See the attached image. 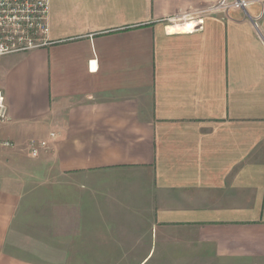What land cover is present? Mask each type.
Returning <instances> with one entry per match:
<instances>
[{"label":"crops","instance_id":"1","mask_svg":"<svg viewBox=\"0 0 264 264\" xmlns=\"http://www.w3.org/2000/svg\"><path fill=\"white\" fill-rule=\"evenodd\" d=\"M231 1L50 0L51 44L0 57V264H264V0Z\"/></svg>","mask_w":264,"mask_h":264},{"label":"built area","instance_id":"2","mask_svg":"<svg viewBox=\"0 0 264 264\" xmlns=\"http://www.w3.org/2000/svg\"><path fill=\"white\" fill-rule=\"evenodd\" d=\"M252 0H233L224 4L239 11H247ZM50 0H0V57L26 53L51 44L49 35ZM204 26L203 15L189 17L185 30L194 32ZM9 121V109L4 93L0 90V125ZM51 140L56 134L50 135ZM15 144L0 139V147L13 148ZM49 148L48 141H32L29 153L33 158Z\"/></svg>","mask_w":264,"mask_h":264},{"label":"rangeland","instance_id":"3","mask_svg":"<svg viewBox=\"0 0 264 264\" xmlns=\"http://www.w3.org/2000/svg\"><path fill=\"white\" fill-rule=\"evenodd\" d=\"M38 194L45 196L48 191L46 187H38ZM136 222H139V220H134ZM141 221V220H140ZM121 222V221H120ZM123 225V222H122ZM130 230H133V225H128ZM134 230H137L136 226L134 227ZM141 237V236H140ZM148 250H134L132 252H126L125 256H117V260L119 262H109L104 259V262H99L100 264H142V259L148 255ZM102 254L105 255H111L115 254V252H112L111 250H106V247H102ZM118 254H123L121 251L118 252ZM154 257L149 258L146 262L143 264H205V262H194V250L191 247L187 246V249H176L175 247H169L167 250H160V246L158 245L156 248V251L153 252ZM151 259V260H150ZM116 260V259H115ZM94 264V262H89L88 264Z\"/></svg>","mask_w":264,"mask_h":264}]
</instances>
